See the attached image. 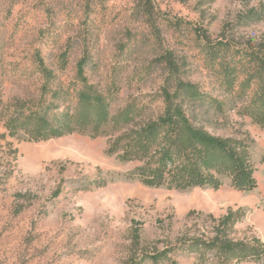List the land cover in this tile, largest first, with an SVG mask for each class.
<instances>
[{"label":"rangeland","instance_id":"374dc122","mask_svg":"<svg viewBox=\"0 0 264 264\" xmlns=\"http://www.w3.org/2000/svg\"><path fill=\"white\" fill-rule=\"evenodd\" d=\"M147 1L155 13L150 21L138 15L139 0H0L2 102L36 99L37 59L55 69L57 54L67 49L58 81L68 83L86 57L90 84L102 90L108 79L117 81L114 114L132 99L147 102L159 93L168 75L160 59L171 52L179 69L174 80L218 103L186 106L192 122L212 135L253 143V186L235 190L225 180L218 190L146 188L131 176L135 164L105 154L106 137L18 142L3 137L0 124V264H129L204 231L206 216L238 208L245 215L232 237L264 240V128L240 114L254 88L242 97L237 87L226 93L205 68L204 53L219 41L240 51L264 48V18L249 17L264 0ZM160 107L148 111L155 115ZM99 179L104 186L94 187Z\"/></svg>","mask_w":264,"mask_h":264},{"label":"trees","instance_id":"16d2710c","mask_svg":"<svg viewBox=\"0 0 264 264\" xmlns=\"http://www.w3.org/2000/svg\"><path fill=\"white\" fill-rule=\"evenodd\" d=\"M137 8L138 15L149 21L155 16L147 0H139ZM249 17L255 22L262 20L264 6ZM173 26L183 27L184 23L175 21ZM204 53L205 68L218 77L226 93L231 94L237 87L238 96L242 97L254 88L240 114L264 128V48L240 51L219 41L206 45ZM160 61L168 75L159 93L148 97L147 102L132 99L112 114L110 109L119 90L115 77L99 90L85 76L87 59L83 57L75 65L72 79L63 84L57 78L66 73L67 49L57 54L55 69L37 59L42 83L36 99L3 103L0 95V124L5 131L2 136L32 143L73 134L106 137L105 154L121 164H135L131 176L146 188L218 190L225 180L235 190L252 187L253 143L218 137L196 126L185 107L218 103L203 96L195 85L174 80L179 69L171 52H166ZM156 103L161 107L153 115L148 108ZM92 184L100 188L105 182L99 179ZM244 215L243 209L238 208L228 209L219 218L206 216L204 231L184 235L160 251L142 253L137 260L130 259L129 264H179L173 259L176 256L187 257L192 264H264V240L232 237L235 225ZM132 236L137 244L138 231Z\"/></svg>","mask_w":264,"mask_h":264}]
</instances>
